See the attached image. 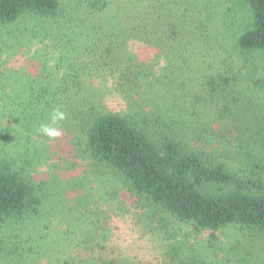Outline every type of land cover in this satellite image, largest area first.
Returning <instances> with one entry per match:
<instances>
[{"label":"trees","instance_id":"1","mask_svg":"<svg viewBox=\"0 0 264 264\" xmlns=\"http://www.w3.org/2000/svg\"><path fill=\"white\" fill-rule=\"evenodd\" d=\"M229 2L243 9L247 22L240 33L227 34L232 49L243 55L264 54V0ZM211 5L208 0H0V264L42 262L27 244L42 245L46 237H33V230L52 214L43 210L47 184L30 177L40 155L38 147L29 146L32 139L39 142L44 137L37 128L50 123L55 108L67 114L63 123L75 135L77 149H85L86 156L111 169L140 202H150L195 232L211 231V240L216 239L214 232L227 227L264 233L262 177H239L220 161L208 160L198 147L208 143L202 138L208 130L200 127L206 112L189 111L187 71L160 74L155 60L144 63L131 51L136 44L145 51L179 54L200 41L218 39V33L209 29L214 21ZM16 34L30 38L33 60L40 54L52 55L37 60L36 75L7 67L10 60L5 54L22 45ZM76 40L89 58L83 65L94 64L97 76L117 80V90L132 104L128 112H103L97 110L96 100L88 98L87 106L86 99L75 98L89 87L81 80L84 68L76 67L81 56L72 52L76 57L70 59ZM190 74V86L198 80L204 88L203 94L194 92L200 105L220 100L237 81L219 73L201 80ZM181 86L182 95L177 93ZM141 91L147 98H140ZM138 103L147 110L154 108L143 113ZM76 127L82 131L81 140L74 133ZM195 127L203 134L192 136ZM89 227L98 229L94 223ZM166 256L176 264H207L184 238L171 243ZM96 262L84 264H117L104 261L102 255ZM63 264L82 263L65 259Z\"/></svg>","mask_w":264,"mask_h":264},{"label":"rangeland","instance_id":"2","mask_svg":"<svg viewBox=\"0 0 264 264\" xmlns=\"http://www.w3.org/2000/svg\"><path fill=\"white\" fill-rule=\"evenodd\" d=\"M208 1L211 6L214 4L213 12L211 10L214 21L209 29L218 33V39L200 41L179 54L176 51L164 54L159 49L145 51L146 48L136 44L131 51L144 63L155 60L160 74H185L187 71L184 84L192 91H185L191 99L189 111L206 112L201 117L204 119L200 127L203 132L207 128L208 132L202 138L208 143L201 142L198 147L207 154L208 160L220 161L239 177L259 175L264 181V54L243 55L232 49L233 41L227 36L240 33L246 26L243 9L233 7L229 0ZM17 36L19 40L22 37ZM21 39V46L16 44L5 54L10 60L7 67L36 75L40 67L37 60L40 61L44 54L33 60L35 49L29 43L30 38L24 36ZM73 47L70 59L81 56L76 67L84 68L82 70L86 73L81 80L84 87L89 85L79 97H74L96 100L97 110L103 112H128L132 104L126 102L117 90V80L107 74L97 76L99 73L95 74L94 64L83 65V61L86 63L89 58L82 52L85 46L81 41L76 40ZM227 70L231 71L226 73ZM191 72L199 80L219 73L235 76L237 81L220 96V100L217 97L214 102L200 105L195 93L203 94L204 88L198 80L190 86L193 81ZM15 89L14 86L13 94H10L13 97ZM182 89L179 87L177 93L184 94ZM144 91L153 95L152 91ZM141 97L147 98L143 91ZM135 98L138 99V95ZM72 101L76 103L74 99ZM138 105L143 107V113L154 108L147 110V105ZM63 122L56 125L63 133L61 137L54 140L43 137L39 142L32 139L29 146L32 149L38 147L36 154L40 155V163L35 160L30 177L47 184L43 210L52 214L33 230V237H46L42 245L27 244L32 254L42 259L41 264H63L65 259L82 264L98 262L101 255L104 261L113 259L117 264H176L166 256L167 248L171 243H180L183 238L207 264H264V233L227 227L214 232L216 239L211 240V231L195 232L192 226L161 213L150 202H140L123 187L120 177L111 169L86 156L85 149H77L73 143L75 135L68 132ZM74 133L79 140L82 139L80 128L76 127ZM196 134H203L198 127L191 131L192 136ZM92 223L98 226L97 230L89 227ZM97 243L103 244V248L98 249ZM1 264L14 263L5 260Z\"/></svg>","mask_w":264,"mask_h":264},{"label":"clouds","instance_id":"3","mask_svg":"<svg viewBox=\"0 0 264 264\" xmlns=\"http://www.w3.org/2000/svg\"><path fill=\"white\" fill-rule=\"evenodd\" d=\"M67 119V114L59 108L53 109L51 113V123L42 124L37 128V132L49 139H56L62 136V132L59 127L56 125L59 124L60 121H64Z\"/></svg>","mask_w":264,"mask_h":264}]
</instances>
